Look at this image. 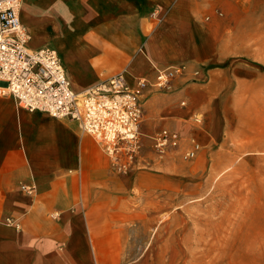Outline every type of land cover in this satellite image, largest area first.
<instances>
[{
    "label": "crops",
    "instance_id": "0c3cea01",
    "mask_svg": "<svg viewBox=\"0 0 264 264\" xmlns=\"http://www.w3.org/2000/svg\"><path fill=\"white\" fill-rule=\"evenodd\" d=\"M20 21L30 49L57 52L76 93L119 72L133 85L186 71L170 91L144 93L125 175L74 121L0 98V264H137L165 201L210 185L228 155L264 154L232 152L264 79V0H21ZM161 130L181 135L163 158ZM192 141L200 150L186 159Z\"/></svg>",
    "mask_w": 264,
    "mask_h": 264
},
{
    "label": "built area",
    "instance_id": "2783aa9c",
    "mask_svg": "<svg viewBox=\"0 0 264 264\" xmlns=\"http://www.w3.org/2000/svg\"><path fill=\"white\" fill-rule=\"evenodd\" d=\"M20 9L21 0H0V98H11L28 112L74 121L100 146L115 172L127 174L141 149L144 93L148 88L170 91L186 67L158 70L153 82L137 79L133 85L124 72H119L76 93L55 50L28 47L30 37L20 21ZM194 121L198 123L199 119L195 117ZM180 138L178 132L161 130L153 136V150L163 157L178 146ZM192 144L186 159H193L200 150L199 144Z\"/></svg>",
    "mask_w": 264,
    "mask_h": 264
},
{
    "label": "rangeland",
    "instance_id": "374dc122",
    "mask_svg": "<svg viewBox=\"0 0 264 264\" xmlns=\"http://www.w3.org/2000/svg\"><path fill=\"white\" fill-rule=\"evenodd\" d=\"M262 80L254 92L252 117L246 118L252 131L244 137L250 138L232 152L264 148ZM228 160L226 169L197 194L159 207L158 229L138 246L142 258L137 264H264V154H232Z\"/></svg>",
    "mask_w": 264,
    "mask_h": 264
}]
</instances>
